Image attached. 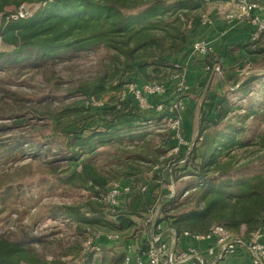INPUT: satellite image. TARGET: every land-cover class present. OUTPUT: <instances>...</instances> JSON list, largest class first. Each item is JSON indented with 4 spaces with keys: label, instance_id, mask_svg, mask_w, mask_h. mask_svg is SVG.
Listing matches in <instances>:
<instances>
[{
    "label": "trees",
    "instance_id": "16d2710c",
    "mask_svg": "<svg viewBox=\"0 0 264 264\" xmlns=\"http://www.w3.org/2000/svg\"><path fill=\"white\" fill-rule=\"evenodd\" d=\"M208 1L212 0H0V45L11 48L9 52L0 51L1 66L39 67L60 59L64 52L72 54L102 47L110 51L112 77L119 74L114 82L112 77L106 80L105 75H101L80 85L79 92L87 104L69 106L66 110V116L73 117L64 124L68 127L64 135L70 137L65 142L68 155L63 159L67 167L65 175L57 180L65 187L83 189L88 195L81 203L55 204L49 214L89 225L105 223L109 231L121 234L134 231V218L141 219L156 203L158 221L177 236L185 231L203 234L213 225H221L232 234H238L244 227V235L258 228L264 229V168L238 173L229 160L230 152L236 147H245L252 142L253 135L245 137V122L264 115V93L255 98L248 86L259 79L256 75L240 86L242 96L237 97L242 99L244 96L245 107L231 101L223 91L209 110L201 111L198 136L186 163L173 170L175 180L182 174L192 179L184 188L185 195L181 192L168 197L170 193L167 192L159 199L160 184L165 180L158 182L161 179L158 174L153 175L145 191L134 189L146 181L144 174L153 164L171 158L165 155L175 141L166 130L161 135L155 130H144L139 126L143 124L134 122L141 119L140 114L149 111L155 115L148 120L156 123L162 120L165 111L140 110L131 94H125L123 98L114 95L127 83L162 82L166 76L170 78L173 73L181 72L173 67V58L186 46L188 27L198 23L199 14L205 10ZM25 3L37 5L30 16L14 19L10 13H5L6 6L16 8ZM263 36L264 31L257 40L245 45L244 51L264 55V46L259 43ZM202 61L210 68L205 71L208 74L219 65L209 54ZM126 74L131 75L130 80H122ZM137 77L138 81L135 80ZM109 92L114 95L105 101ZM91 98L101 105H91ZM159 100L158 96L149 97L152 104L161 102ZM93 108L95 115L90 112ZM231 115L234 116L229 118ZM123 118L129 122L125 123ZM89 119L97 122L94 127L86 123ZM55 121L61 123L59 116ZM120 122L124 123L119 126ZM261 143L263 146V138ZM24 144L28 145V142ZM22 145L15 142L0 156L11 157L24 149ZM105 147L108 150L101 152ZM183 156V152L179 153L178 159ZM113 181L130 184L133 190L110 220L106 217L111 214L99 200V193ZM4 192L6 195L2 200L22 196L9 187ZM146 194L150 195L148 201ZM85 213L91 216L86 217ZM93 255L89 254L84 264ZM122 256L114 255L106 263L120 264ZM0 264L51 263L39 258L31 247L0 236Z\"/></svg>",
    "mask_w": 264,
    "mask_h": 264
},
{
    "label": "rangeland",
    "instance_id": "374dc122",
    "mask_svg": "<svg viewBox=\"0 0 264 264\" xmlns=\"http://www.w3.org/2000/svg\"><path fill=\"white\" fill-rule=\"evenodd\" d=\"M24 5L32 11L37 8L35 4L25 3ZM220 5L221 2L216 0L206 3L205 12H209L212 20L213 17H217L212 15L213 10ZM14 9L15 6L9 5L4 10L5 13L12 14ZM259 43L264 46V36ZM3 50L9 52L11 48L0 45V51ZM188 50L184 59L177 63L184 65L191 58L198 60L200 56L192 54L190 47ZM218 66L220 71L216 73L226 84L223 91H226L231 101L240 103L241 107H245L247 101L244 96L242 99L237 96H242L240 86L247 78L253 75L259 76V79H255L248 85L251 96L256 98L260 93H264V55L240 57L235 63L224 67L220 64ZM112 73L113 64L110 62V51L102 47L93 51L82 50L72 54L64 52L60 59L46 62L39 67L13 65L6 68L0 65V154L15 142H21L24 148L11 157L0 156V236L31 247L39 258L51 264H84V260H81V253L86 233L109 231L105 223L89 225L48 212L55 204L71 201L81 203L88 195L83 189L73 186L65 187L57 180V177L65 175L67 167L63 159L68 155L65 142L70 137L64 135V132L68 130L67 125L64 124L73 117L66 116V110L69 106L79 107L87 104L79 92L80 85L91 82L101 75H105L106 80H109ZM118 76L119 74H115L112 82ZM130 76L126 74L122 80H130ZM135 80L138 81V77ZM162 82L167 86V90L159 101L168 102L175 95L172 82L167 76ZM185 94L186 92L182 95ZM113 95V92H109L104 100L106 101L109 96ZM119 95L121 96V92L114 96ZM79 101L83 103L78 104ZM92 105L97 106L101 103ZM238 111L242 113V110ZM90 112L96 114L94 108ZM154 115L153 112H144L140 114L141 119H135L134 122L143 124L139 126L144 130H155L164 135L162 120L156 123L148 122V119L153 118ZM58 116L61 121L59 124L55 121ZM122 121L129 122L126 118ZM233 122L235 123L234 120ZM86 123L94 127L97 122L89 119ZM123 123L120 122L118 125L121 126ZM244 130L246 138L253 135L252 142L245 147H236L230 152L229 158L231 165L234 169L237 168L238 173H250L264 168V145L262 146L263 143H261L262 138L264 139V115L253 120L248 119L244 124ZM24 142H28V145ZM105 150L107 151L108 148L101 149V152ZM167 155L169 154L166 152L165 156ZM35 158L37 160H34ZM189 180H192L191 177L182 174L180 178L170 180L171 183L163 181L160 184L162 191L157 194L158 198L166 196L167 194L164 193L167 192L173 195L181 192L183 194ZM8 187L22 196L19 198L10 196L2 200V196L6 195L4 190ZM85 216L90 217L91 215L85 213ZM106 218L112 220L113 216ZM134 220L137 221L136 229L122 232L123 240H128L135 234L143 235L142 220L135 218ZM234 235H241L240 231ZM122 241L102 243V250L93 255L87 264H100L101 262L110 264L106 263L107 259L122 254Z\"/></svg>",
    "mask_w": 264,
    "mask_h": 264
},
{
    "label": "built area",
    "instance_id": "2783aa9c",
    "mask_svg": "<svg viewBox=\"0 0 264 264\" xmlns=\"http://www.w3.org/2000/svg\"><path fill=\"white\" fill-rule=\"evenodd\" d=\"M221 5L213 10V14L219 17L226 24L235 25L240 23H250L253 30L250 35V42L257 40L264 31V14L262 7L256 0H216ZM32 10L24 4H20L10 14L12 18H24L32 14ZM199 22L203 25L211 24L212 17L208 12L199 14ZM191 53L200 57L210 54L212 47L208 40L197 39L190 45ZM174 68L181 69L170 76L175 98L168 102H158L152 104L150 96L161 97L166 93L167 86L161 81H150L137 84L130 82L121 90V96L131 94L137 102L139 109H154L156 112L165 111L162 118L163 128L170 132L174 145L167 150L166 157H171L167 161L160 160L152 165L144 176L147 181L140 183L135 190L145 191L147 184L154 174L161 176L158 182L173 179V170L186 163L189 151L195 140L188 139L182 125V115L186 105L181 95L189 90L184 79V65L174 62ZM204 71L210 68L203 64ZM216 65L211 72H219ZM91 98L90 104H99ZM151 122V121H148ZM184 156L178 159L179 153ZM77 170L80 166L77 165ZM133 188L130 184L120 181L111 182L99 193V200L104 205L106 212L114 214L121 206L126 196L130 195ZM173 194L170 193L168 197ZM185 195V192L182 194ZM157 204L152 207L141 218L143 235H134L131 242L124 243V251L120 264H220L230 260L238 261L236 264H264V229L258 228L246 235H234L221 225H213L206 233L191 234L182 232L179 236L166 226L162 221H158ZM141 237V238H140ZM183 239H190L191 242L182 244ZM121 234L116 231H89L83 241L81 260H85L89 254H96L102 250V243L120 242ZM181 242V243H180ZM139 244L138 248L135 244ZM141 243V244H140ZM204 244L203 247L199 244ZM230 261V262H231Z\"/></svg>",
    "mask_w": 264,
    "mask_h": 264
},
{
    "label": "crops",
    "instance_id": "0c3cea01",
    "mask_svg": "<svg viewBox=\"0 0 264 264\" xmlns=\"http://www.w3.org/2000/svg\"><path fill=\"white\" fill-rule=\"evenodd\" d=\"M256 1L261 5L264 14V0ZM203 12H205V10ZM252 30L253 26L250 23L230 25L226 24L218 17H213L211 24L208 25H203L198 21V23H193L188 27L186 32V46L174 56L173 61L180 62L184 59L183 57H185L189 51L188 48L190 42L197 39H206L210 42L212 47L209 54L212 60L218 62L222 67L230 63H235L240 57H250L253 55L247 54L244 51V46L250 43ZM197 59L198 60L191 58L187 64H184L183 76L185 82L189 86V90L184 96L181 95L186 104L185 112L182 115V125L184 132L189 139H194L198 136L200 128L199 115L201 111L209 110L210 105L215 102L216 97L221 94L223 88L226 87L225 82L222 79L220 80V76H218L217 73L210 72L208 74L203 70L202 60L204 57H199ZM173 98H175V95L171 99ZM145 199L148 201L150 195L146 194ZM134 221L137 225V221ZM135 229L136 228H134V230ZM244 231L245 228L242 227L240 229V234H243ZM125 242H131V238L123 240L122 245H124ZM181 242L184 244L191 242V240L183 239ZM203 245L204 244L202 243L199 244L201 247H203ZM135 246L138 248L139 244L137 245L136 243ZM123 251L124 246H122V254ZM230 261L226 264L238 263V261L235 260Z\"/></svg>",
    "mask_w": 264,
    "mask_h": 264
}]
</instances>
